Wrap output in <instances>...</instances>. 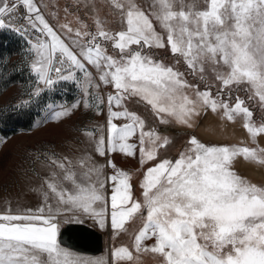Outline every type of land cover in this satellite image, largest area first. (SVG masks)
<instances>
[{
    "label": "snow or ice",
    "instance_id": "snow-or-ice-1",
    "mask_svg": "<svg viewBox=\"0 0 264 264\" xmlns=\"http://www.w3.org/2000/svg\"><path fill=\"white\" fill-rule=\"evenodd\" d=\"M52 7L0 0V32L23 41L19 66L0 52V82L27 72L8 114L38 105L41 124L88 117L73 138L83 147L37 150L39 183L0 206V264H264V182L236 168H264V0ZM58 86L77 95L47 103ZM209 113L221 128L242 121L248 143L202 141L194 130ZM175 126L193 131L172 154ZM88 220L130 243L110 259L79 254L62 229Z\"/></svg>",
    "mask_w": 264,
    "mask_h": 264
},
{
    "label": "rangeland",
    "instance_id": "rangeland-1",
    "mask_svg": "<svg viewBox=\"0 0 264 264\" xmlns=\"http://www.w3.org/2000/svg\"><path fill=\"white\" fill-rule=\"evenodd\" d=\"M39 2V0H38ZM45 3L49 4V8L45 9L46 14L55 10L52 6L58 5L61 9L60 15H63L62 8L66 3V0H44ZM6 34L7 37H12L14 34L8 31L2 32ZM14 37V36H13ZM6 54V51L3 52ZM189 79H191L189 77ZM64 95L68 97V102H71L73 98L77 95L76 90L69 87L67 91H63ZM51 99L54 95H57L56 90L50 92ZM244 97V93H240ZM58 101L56 103H61V100L55 99ZM10 103L4 106L10 107ZM8 110V108L6 109ZM4 115L0 116V133L5 134V142L0 145V206L4 205L5 198L15 197L18 193H23L26 186L29 183L38 184L39 181H36L33 176L32 168L35 167L37 171L40 170L39 161H34V157L37 154V150H40L41 154L43 151L47 150L49 152L55 151L57 153L69 154V149L75 150L76 148H81L83 145L79 144L78 141L73 140L78 134L76 128L81 125L82 122H86L88 117H85L82 113L78 112L76 115L72 116L70 119H66L63 123H50L47 125H41L37 129H30L28 125L24 128L6 126V129H3L5 125L4 121L11 122L14 121L13 116H9V112L4 111ZM208 114V120L215 117L213 114ZM17 119L23 118V122H27L24 114H16ZM91 116V114H89ZM207 118V117H206ZM205 118V119H206ZM257 118H259L257 116ZM3 119V120H2ZM3 121V122H2ZM228 123V122H227ZM232 126L242 128V121L237 120L235 123H228ZM173 129L174 135L176 137L175 147L172 149V154H175L181 145L187 139L185 135L186 131L193 130H184L179 126H175ZM243 129V128H242ZM198 137L205 142L211 141L214 143H225V142H241L233 138L224 139V140H209L201 137L197 130H194ZM246 133V132H245ZM247 135V134H246ZM248 143V142H245ZM120 158L117 157V163H119ZM122 167H128V165H121ZM257 182H263L257 180ZM16 192V194H15ZM15 200L13 204L15 205ZM24 203H30L35 205L38 203V199L34 195H29L27 200H23ZM86 224L92 226L98 230L102 235V249L101 251L95 254H88L78 252L81 255L89 257H98V256H108L110 259V249L114 244H119L121 242L130 243L127 237H123L121 240L114 241L111 236L110 228L100 229L95 223L91 220L85 222ZM75 251V250H74ZM142 264H153V261L150 257H144Z\"/></svg>",
    "mask_w": 264,
    "mask_h": 264
},
{
    "label": "crops",
    "instance_id": "crops-1",
    "mask_svg": "<svg viewBox=\"0 0 264 264\" xmlns=\"http://www.w3.org/2000/svg\"><path fill=\"white\" fill-rule=\"evenodd\" d=\"M14 36V37H13ZM9 39H6L4 43L8 44V50L6 54L10 55V60L8 63V68L12 69L14 65L19 66L21 63V56L17 53H20L21 45L23 41L16 35H13ZM29 87L28 81H27V72L25 71L23 74H17L12 77V82L7 83L6 85L3 82H0V110H3L5 112H10V107L4 108L7 103H10V105H14L17 103L18 99L22 97V94L24 93L25 88ZM57 95H54L51 99L50 92L47 94L46 100L47 103H52L55 99L61 100L63 102L64 100L68 101V97L64 95L63 91H65V88L63 86H58L56 89ZM23 98H27L26 96H23ZM58 102V101H55ZM60 103V102H59ZM8 108V110H6ZM28 123L23 122V118L17 119V116H14L16 114H9V116H13L14 121L2 123L5 126H16L20 128H24L28 125V127L32 130L39 128L41 125H47L50 123H56V122H48L41 124L40 118L42 115H44V109L41 106L33 105L31 106V111L28 112ZM3 120V119H2ZM3 122V121H2ZM27 123V124H26ZM36 125L35 127L33 125ZM120 163V161H119ZM124 166V165H123Z\"/></svg>",
    "mask_w": 264,
    "mask_h": 264
},
{
    "label": "bare ground",
    "instance_id": "bare-ground-1",
    "mask_svg": "<svg viewBox=\"0 0 264 264\" xmlns=\"http://www.w3.org/2000/svg\"><path fill=\"white\" fill-rule=\"evenodd\" d=\"M208 118L210 117L207 115V118L201 121L199 127L196 128L201 137L209 140L233 138L238 141L248 142L247 135L242 128L232 126L227 122H223L226 124V127L221 128L220 125L222 122L219 121L218 118L213 117L212 121L211 119L208 120ZM2 138H4V136ZM259 143L261 147H264V141H260ZM236 168L239 170L240 174L250 178L252 181L257 182V180H261L264 182V168L243 161L237 163Z\"/></svg>",
    "mask_w": 264,
    "mask_h": 264
},
{
    "label": "water",
    "instance_id": "water-1",
    "mask_svg": "<svg viewBox=\"0 0 264 264\" xmlns=\"http://www.w3.org/2000/svg\"><path fill=\"white\" fill-rule=\"evenodd\" d=\"M62 231L63 243L71 245L75 251L95 254L102 249L101 233L86 223L82 225H67Z\"/></svg>",
    "mask_w": 264,
    "mask_h": 264
},
{
    "label": "trees",
    "instance_id": "trees-1",
    "mask_svg": "<svg viewBox=\"0 0 264 264\" xmlns=\"http://www.w3.org/2000/svg\"><path fill=\"white\" fill-rule=\"evenodd\" d=\"M10 37H7V35L6 34H3L2 32H0V52H4V51H6L7 52V50H8V44L7 43H4V41L6 40V39H9ZM24 117H26V120L28 119V117H29V114H28V112L26 113V114H24ZM27 123H28V121H27ZM26 123V124H27ZM4 128L3 129H6V126H3Z\"/></svg>",
    "mask_w": 264,
    "mask_h": 264
},
{
    "label": "built area",
    "instance_id": "built-area-1",
    "mask_svg": "<svg viewBox=\"0 0 264 264\" xmlns=\"http://www.w3.org/2000/svg\"><path fill=\"white\" fill-rule=\"evenodd\" d=\"M4 135H5V134H3V133H0V138H2Z\"/></svg>",
    "mask_w": 264,
    "mask_h": 264
}]
</instances>
